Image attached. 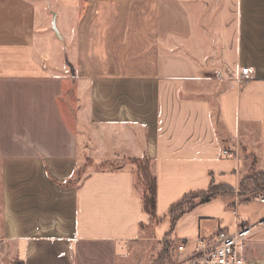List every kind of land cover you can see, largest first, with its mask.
Wrapping results in <instances>:
<instances>
[{
  "label": "crops",
  "instance_id": "1",
  "mask_svg": "<svg viewBox=\"0 0 264 264\" xmlns=\"http://www.w3.org/2000/svg\"><path fill=\"white\" fill-rule=\"evenodd\" d=\"M134 161L157 221L133 169L78 178ZM260 173L264 0H0V264H156L181 243L184 260L263 221L264 191L174 225L172 207ZM238 252L264 264V229Z\"/></svg>",
  "mask_w": 264,
  "mask_h": 264
},
{
  "label": "built area",
  "instance_id": "2",
  "mask_svg": "<svg viewBox=\"0 0 264 264\" xmlns=\"http://www.w3.org/2000/svg\"><path fill=\"white\" fill-rule=\"evenodd\" d=\"M241 75L246 80L252 79L247 68L242 70ZM222 154L224 157L234 156L227 150ZM258 200L264 202V195L258 197ZM260 229H264V220L255 226L241 225L236 232L220 230L213 237H200L196 241L195 250L179 264H246L238 252V247L251 240ZM177 250L184 252L186 245L179 244Z\"/></svg>",
  "mask_w": 264,
  "mask_h": 264
},
{
  "label": "trees",
  "instance_id": "3",
  "mask_svg": "<svg viewBox=\"0 0 264 264\" xmlns=\"http://www.w3.org/2000/svg\"><path fill=\"white\" fill-rule=\"evenodd\" d=\"M134 163H140V161H134ZM145 182V194L143 198L144 210L148 213L153 221H157L155 214L156 206V182L155 178H144ZM264 191V173H260L256 176L245 179L239 190L236 191L231 187L217 186L213 184L207 191L192 193L187 195L183 200L174 205L170 210V217L172 224L174 225L177 220L191 212L197 206L208 204L216 199L231 200L238 198L240 201L248 202L251 199L257 197L260 192ZM196 199L197 202L191 203L190 200ZM232 206V205H230ZM234 206V205H233ZM171 245H167V248ZM166 254V252L164 253Z\"/></svg>",
  "mask_w": 264,
  "mask_h": 264
},
{
  "label": "rangeland",
  "instance_id": "4",
  "mask_svg": "<svg viewBox=\"0 0 264 264\" xmlns=\"http://www.w3.org/2000/svg\"><path fill=\"white\" fill-rule=\"evenodd\" d=\"M123 168H131L137 174V185L139 187H145L144 178L153 179V166L149 161H143L140 163H134L132 166L125 163H114V164H102V165H93L91 163H85V165L79 170L78 178H81L84 174L92 170H118ZM74 183V182H73ZM191 203L197 202L196 199L190 200ZM181 258L177 252V245L168 251L166 254H163L159 261L156 264H179Z\"/></svg>",
  "mask_w": 264,
  "mask_h": 264
}]
</instances>
